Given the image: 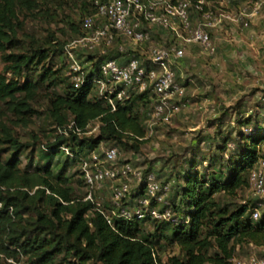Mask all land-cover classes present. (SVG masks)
<instances>
[{
  "label": "trees",
  "instance_id": "trees-1",
  "mask_svg": "<svg viewBox=\"0 0 264 264\" xmlns=\"http://www.w3.org/2000/svg\"><path fill=\"white\" fill-rule=\"evenodd\" d=\"M92 1L82 3V17L93 12V9L88 10ZM36 7V0H0V60L3 63L0 102L6 104L17 124L23 126H27V114H34L30 105L34 92L39 85L51 81L56 72L47 69L38 81L26 78L20 84L18 79L24 70H34L38 66L43 68L51 50L34 48L27 53L7 51L21 24L18 11H33ZM81 21L80 26L72 24L70 27L75 31L79 29V35L83 36ZM127 53L130 58H140L133 51H127L122 56L117 49L98 57L92 52L75 53L77 60L82 59L89 65V71L78 88L67 82L63 94L49 96L48 118L60 133L49 144L51 153L48 155L64 154L60 148L67 147L72 157H66L78 164L79 157L95 151L101 143L120 146L124 151L139 152L148 127L143 125L138 115L133 114V108L139 103L153 107L156 103L151 91L139 93L128 88L129 98L122 103L116 102L113 111L103 97L92 95V81L99 76L100 63L113 59L123 65ZM7 74L10 79L5 77ZM183 85L180 86L184 90L188 86L187 81ZM149 114H145L146 119H149ZM93 121L100 123L99 135L81 139L80 134L85 133ZM243 126H252L251 132L240 134L236 141H231L227 134L218 133L222 142L220 152L224 151L228 142L234 145L231 162L224 173L226 178L221 179L223 173H213L208 179L198 176L193 171L195 161L190 160L187 164L189 172L182 176L183 184L179 188L175 184L176 191L170 196L172 211L175 216H180L179 221H161L158 226L153 220L156 229L147 235L142 234L139 228L140 222L145 221L117 219L114 227L109 226L92 203L73 196L68 185L69 177L61 173L55 177L49 163L42 170L24 173L19 170L15 155L11 160L0 158V264H11L5 260L9 257L19 261L17 256L23 253L29 256L28 264H84L90 260L98 264H162L155 254V245L161 238H167L162 230L168 226H172L169 239L178 245L180 253L170 256L163 264H230L237 246L244 243L264 244V210L257 219L251 218L252 208L260 200L259 196L250 203L235 206L214 199L217 193L233 196L236 190L249 185V173L258 159L264 157L256 149L259 144H264V129L257 120L253 122L251 119L244 120ZM0 135V143L10 142L15 146L10 129L1 123ZM13 149L14 152L18 150L17 147ZM67 163L65 161L64 166ZM119 164H130L142 173L151 172L150 169L142 171L133 166L130 160ZM155 176L158 180L157 174ZM33 188L34 191L29 193ZM39 201L49 206L48 212L38 208ZM62 250L63 257L56 259V254Z\"/></svg>",
  "mask_w": 264,
  "mask_h": 264
},
{
  "label": "rangeland",
  "instance_id": "rangeland-1",
  "mask_svg": "<svg viewBox=\"0 0 264 264\" xmlns=\"http://www.w3.org/2000/svg\"><path fill=\"white\" fill-rule=\"evenodd\" d=\"M84 1L36 0L37 7L33 11H18L21 24L12 45L7 46V51L27 53L34 48H50L51 50L43 68L38 66L34 70L25 69L21 78L18 79L19 83L22 84L26 78L36 82L47 69L56 71L55 76L51 78V81L55 83L52 85L48 80L39 85L34 92L30 101L34 114H27V126L17 124L14 115L7 110L6 104L0 102V123L10 129L12 138L15 140V146H12L10 142L0 143V158L11 160L15 155L13 157L18 162V168L24 173L42 170L49 163L55 177L59 173L69 177L68 185L77 200L82 198L85 191L78 175L79 165L68 159L65 153L48 155L51 153L49 144L54 142V137L60 132L56 131L55 125L48 118L47 108L49 96L54 93L63 94L67 82L70 83V63L66 52L71 51L72 43L80 37L79 29L75 31L70 26L72 24L80 26ZM263 16L264 5L258 17L249 23L248 28L226 22L215 28L211 37L216 52L212 56L201 53L195 47L185 49L182 65L175 69V76L179 85L182 86L185 81L188 83L184 89V101H188V104L181 107L180 112L168 124H156L149 129L150 124L145 114L150 113L152 107L150 105L146 107L143 103L134 106L133 114L138 115L143 125L148 127L145 141L138 153L124 151L117 146L120 152L118 161L130 160L133 166L142 171L150 169L157 174L160 183L169 185L168 200L176 191L177 187L174 185H178L179 188L183 184L182 176L189 172L187 164L190 160L195 161L193 171H196L198 176H205V179H208L213 173H223L221 179L226 178L224 173L231 162L234 145L228 142L224 151L220 152L222 142L218 133L227 134L231 141H236L240 134L247 135L251 132L252 126H243V121L248 119L253 122L257 120L259 126L264 129ZM151 35L153 39L147 45L135 46L128 41H120L119 45L123 46L125 52L135 51L141 60H144L147 57L144 53L148 47L168 46L167 33L160 34L153 31ZM117 46L118 44H115L112 49H116ZM62 49L65 52L63 54ZM76 52L79 55L87 54L80 49L74 50V53ZM92 53L98 57L100 51L96 50ZM78 63L84 73H88L89 65L83 63L82 59L78 60ZM2 69L3 63L0 60V74ZM5 77L10 79L8 74ZM96 93L97 89H93L92 95L95 96ZM99 127L100 123L93 121L87 126L86 132L79 137L81 139L96 138L99 135ZM12 147H17L18 150L14 152ZM110 147L108 144L101 143L96 151ZM256 149L264 155V144H259ZM65 161L68 163L64 166ZM34 189L29 193H32ZM256 197L250 184L236 190L233 196L223 193L214 195L216 201L230 206L250 203ZM260 200L264 204V199ZM38 208L42 212L49 210V206L41 201L38 202ZM262 210L264 205L259 208L260 212ZM27 214L35 216L33 213ZM154 223L153 220L140 222V232L144 235L153 233L156 229ZM160 223L157 222V225L160 226ZM171 227L168 226L162 230L167 238H161L155 245V254L160 257L162 264L166 263L170 256L180 253L178 245L169 239ZM47 238L51 240L50 236ZM63 254L62 250L56 254L55 258H61ZM251 256L264 259V244L244 243L236 247L233 257L235 260H247ZM17 257L20 264H28V255L23 253ZM84 264L98 263L90 260Z\"/></svg>",
  "mask_w": 264,
  "mask_h": 264
},
{
  "label": "built area",
  "instance_id": "built-area-1",
  "mask_svg": "<svg viewBox=\"0 0 264 264\" xmlns=\"http://www.w3.org/2000/svg\"><path fill=\"white\" fill-rule=\"evenodd\" d=\"M91 4L93 12L85 14L81 21L83 36L66 52L70 82L76 88L83 84L87 73L81 69L74 50H99L102 56L118 44L116 49L123 56L120 41L147 45L153 31L168 34V46L148 47L144 60L130 58L127 53L123 65L113 59L102 61L99 76L92 81L93 89H97L95 96L103 97L111 111L116 102L129 98L128 88L139 93L150 90L156 103L148 119L152 129L156 124H168L188 104L183 88L175 81V69L181 67L185 49L197 47L207 56L214 55L213 30L224 22L248 28L260 14L264 0H93ZM60 150L72 157L67 147ZM119 154L117 147H111L78 158V175L85 188L80 199L92 203L111 227L117 219L177 223L180 216H175L168 200L169 185L160 183L152 172L142 173L130 164H119ZM249 183L253 193L264 199V157L249 173ZM263 205L259 200L252 208V219L260 216ZM5 260L20 264L11 257ZM230 261L264 264L263 258L254 256L247 260L233 257Z\"/></svg>",
  "mask_w": 264,
  "mask_h": 264
}]
</instances>
